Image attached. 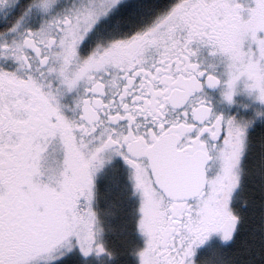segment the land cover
Segmentation results:
<instances>
[{
  "label": "snow or ice",
  "instance_id": "1",
  "mask_svg": "<svg viewBox=\"0 0 264 264\" xmlns=\"http://www.w3.org/2000/svg\"><path fill=\"white\" fill-rule=\"evenodd\" d=\"M145 5L0 0V264H264V112L207 91L264 102V0Z\"/></svg>",
  "mask_w": 264,
  "mask_h": 264
},
{
  "label": "flooded vegetation",
  "instance_id": "2",
  "mask_svg": "<svg viewBox=\"0 0 264 264\" xmlns=\"http://www.w3.org/2000/svg\"><path fill=\"white\" fill-rule=\"evenodd\" d=\"M11 2L12 0H9L10 4ZM37 2H40V0H37ZM68 2L70 3V0H68ZM237 2L245 4L246 6L248 5V0H237ZM153 19L154 18H152L148 23H151ZM28 22L29 21L27 20L25 21V23ZM32 26L39 27V24L33 23ZM15 35V33L11 34L8 37L9 40H11L12 36ZM99 38H103L102 33L100 34ZM192 47L194 49H199L197 55L193 57L194 61L200 62L202 67L207 68L209 70H211V66L213 65L218 66L220 72H223L224 64L222 63V57L219 54L213 55L208 46H201L194 43ZM221 79L223 81H226L228 79V76L222 75ZM249 83L250 81H247L246 77H242L240 81L237 82L235 95L233 96V101L231 103L224 99V92L226 90L225 84L222 83L215 89H207L211 97L212 103L215 106V109L220 113L236 116L237 118H250L256 116L257 113L262 112L261 110L264 108V102H261L257 99L259 95L257 91H253L248 88ZM80 91H83L82 87ZM77 95L78 93L76 91L66 92L65 95L61 98V103L63 105H66V107L63 109L64 114L69 118H74L76 115H78V113L73 112L72 110L75 107V100L77 98ZM102 187L106 188L103 182L99 184V197ZM103 200L105 199L99 198V207L101 209L106 207V204H104ZM108 238H110V236L106 237V239ZM137 245L139 247H143V240L137 239Z\"/></svg>",
  "mask_w": 264,
  "mask_h": 264
},
{
  "label": "trees",
  "instance_id": "3",
  "mask_svg": "<svg viewBox=\"0 0 264 264\" xmlns=\"http://www.w3.org/2000/svg\"><path fill=\"white\" fill-rule=\"evenodd\" d=\"M145 10L142 13L143 18L139 21V26L145 25L148 23L152 18L155 17L157 10H162L166 7H168L171 4L175 3V0H145ZM122 13L117 11L114 13V15L111 17V20L105 21L106 24H115L117 23L116 18L120 16ZM119 23H123V21H120ZM106 195L107 190L106 188H101L100 191V198H104L103 200L104 204H106ZM109 241V246L111 247L114 243L113 238L110 236V238L107 239ZM134 243L137 245V239L134 238ZM123 264H138L136 256H133L131 252H127L123 257Z\"/></svg>",
  "mask_w": 264,
  "mask_h": 264
},
{
  "label": "rangeland",
  "instance_id": "4",
  "mask_svg": "<svg viewBox=\"0 0 264 264\" xmlns=\"http://www.w3.org/2000/svg\"><path fill=\"white\" fill-rule=\"evenodd\" d=\"M248 4H249V0H248ZM136 239H139V238H136Z\"/></svg>",
  "mask_w": 264,
  "mask_h": 264
},
{
  "label": "clouds",
  "instance_id": "5",
  "mask_svg": "<svg viewBox=\"0 0 264 264\" xmlns=\"http://www.w3.org/2000/svg\"><path fill=\"white\" fill-rule=\"evenodd\" d=\"M225 91H227V89Z\"/></svg>",
  "mask_w": 264,
  "mask_h": 264
}]
</instances>
